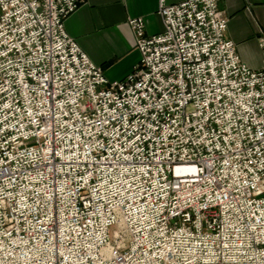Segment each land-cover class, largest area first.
Listing matches in <instances>:
<instances>
[{"label":"built area","instance_id":"2783aa9c","mask_svg":"<svg viewBox=\"0 0 264 264\" xmlns=\"http://www.w3.org/2000/svg\"><path fill=\"white\" fill-rule=\"evenodd\" d=\"M86 1L0 0V264H264V38L254 71L223 0H160L111 83Z\"/></svg>","mask_w":264,"mask_h":264},{"label":"crops","instance_id":"0c3cea01","mask_svg":"<svg viewBox=\"0 0 264 264\" xmlns=\"http://www.w3.org/2000/svg\"><path fill=\"white\" fill-rule=\"evenodd\" d=\"M159 7L160 0H87L69 16L65 28L115 83L128 78L142 59L129 19H143L147 35H158L164 31ZM219 7L228 18L226 38L236 44L241 61L254 71L262 70L264 0H223Z\"/></svg>","mask_w":264,"mask_h":264},{"label":"snow or ice","instance_id":"6c2138e0","mask_svg":"<svg viewBox=\"0 0 264 264\" xmlns=\"http://www.w3.org/2000/svg\"><path fill=\"white\" fill-rule=\"evenodd\" d=\"M157 215H159V213H157ZM161 234H163V233H161Z\"/></svg>","mask_w":264,"mask_h":264}]
</instances>
